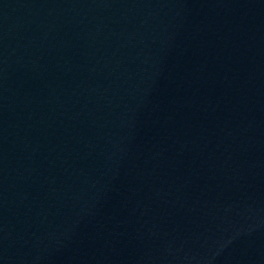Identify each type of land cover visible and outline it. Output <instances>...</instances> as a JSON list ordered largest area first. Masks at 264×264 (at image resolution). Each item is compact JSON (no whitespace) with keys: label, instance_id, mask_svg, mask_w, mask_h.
I'll use <instances>...</instances> for the list:
<instances>
[{"label":"water","instance_id":"obj_1","mask_svg":"<svg viewBox=\"0 0 264 264\" xmlns=\"http://www.w3.org/2000/svg\"><path fill=\"white\" fill-rule=\"evenodd\" d=\"M0 264H264V0H0Z\"/></svg>","mask_w":264,"mask_h":264}]
</instances>
